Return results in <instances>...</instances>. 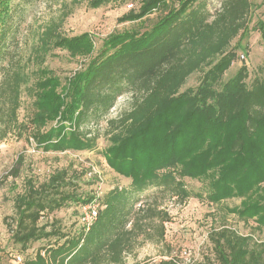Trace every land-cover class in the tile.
<instances>
[{
  "label": "trees",
  "instance_id": "1",
  "mask_svg": "<svg viewBox=\"0 0 264 264\" xmlns=\"http://www.w3.org/2000/svg\"><path fill=\"white\" fill-rule=\"evenodd\" d=\"M16 1L0 0V140L14 134L33 138L44 151L92 150L98 137L82 124L107 115L123 92H132L133 99L128 110L109 120L111 143L103 152L116 172L131 179L129 185L96 196L81 192L67 170L42 183L27 180L8 224L12 238L22 251L39 240L47 243L21 262L15 257L16 264H127L126 256L146 242L171 253L166 224L172 214L163 199L203 197L187 187L186 177L208 180L211 203L240 197V205L228 212L264 228V61L250 83L246 65L223 80L237 57L227 47L246 30L251 0H223L212 20L201 0H178L173 7L169 0H140L121 21L142 20L160 7L167 12L143 31L108 34L96 53L90 31L61 33L64 14L44 27L28 61L18 47L22 12L32 0ZM111 1L88 4L98 8ZM56 48L91 59L63 82L44 65ZM203 66L209 68L197 87L181 90L188 75ZM26 88L33 112L22 121ZM151 186L156 190L143 197ZM93 201L98 213L87 228L81 206ZM72 203L80 211L78 228L65 231L54 218L41 224L45 215ZM211 241L215 264H264V242L250 235L224 227Z\"/></svg>",
  "mask_w": 264,
  "mask_h": 264
},
{
  "label": "rangeland",
  "instance_id": "2",
  "mask_svg": "<svg viewBox=\"0 0 264 264\" xmlns=\"http://www.w3.org/2000/svg\"><path fill=\"white\" fill-rule=\"evenodd\" d=\"M222 1L201 0V6L208 10L209 20L216 16ZM251 1L246 30H241L227 47V50L236 51L237 57L224 73V81L234 76L242 65H246L249 71L247 82L250 83L259 74V67L264 61V0ZM130 3L134 6L129 7ZM168 3L173 7L178 6L179 1L169 0ZM139 5L140 0H114L92 8L88 0H32L22 12L18 51L28 61L44 27L68 14L60 28L61 33L71 36L90 31L94 36L96 53L108 34L128 28L143 31L167 12L160 7L142 20H120L127 11L137 9ZM241 54H245L246 59L242 60ZM90 59V56L72 57L67 50L56 48L47 55L44 65L65 82L76 71L85 68ZM208 68L203 66L188 75L181 90L196 88ZM27 92L28 89H24L19 110L22 121H28L33 112V98ZM132 102V92H123L107 115L97 122L92 120L82 124V130L98 137L96 148L92 150L44 151L36 146L33 138L27 141L14 134L0 140V264H16V255H21L23 259L34 256L38 248L47 243L39 240L27 251H22L12 238L8 224L12 223L15 216V197L25 190L27 180L42 183L54 172L67 170L72 180L78 181L81 192L96 196L105 194L115 186L129 185L131 179L116 172L103 152L111 143L109 120L128 110ZM20 158L22 163L19 165L17 162ZM16 169L17 175L13 173ZM207 181L206 178H185L187 187L193 193H202L201 198L193 196L183 202L176 196L163 199L164 206L172 214V220L166 224V240L171 246V253L161 244L146 242L126 256L127 264H154L172 256H175L177 264H215L211 235L224 227L250 235L257 242H264V228H259L255 220L244 221L235 213L228 212V208L240 205L242 199L234 196L220 203L209 202L206 198ZM155 190L151 186L142 195L146 197ZM79 212V207L72 203L45 215L41 224L54 218L65 231L74 230L78 228Z\"/></svg>",
  "mask_w": 264,
  "mask_h": 264
},
{
  "label": "built area",
  "instance_id": "3",
  "mask_svg": "<svg viewBox=\"0 0 264 264\" xmlns=\"http://www.w3.org/2000/svg\"><path fill=\"white\" fill-rule=\"evenodd\" d=\"M128 6L133 7V3H130ZM240 58L242 60L246 59L245 54H241ZM98 208L99 205L95 201L81 206L80 220L87 228L90 227L95 220L98 213ZM15 257L18 262H21L23 259L21 255H16Z\"/></svg>",
  "mask_w": 264,
  "mask_h": 264
}]
</instances>
